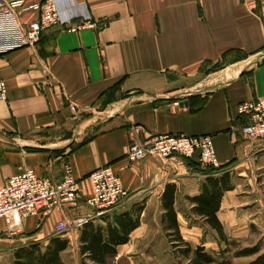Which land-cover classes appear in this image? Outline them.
I'll return each mask as SVG.
<instances>
[{
    "label": "crops",
    "instance_id": "crops-1",
    "mask_svg": "<svg viewBox=\"0 0 264 264\" xmlns=\"http://www.w3.org/2000/svg\"><path fill=\"white\" fill-rule=\"evenodd\" d=\"M57 6L66 25L46 29L34 47L0 54L7 85V100L0 99V188L22 168L60 183L69 163L84 200L76 212L55 209L25 218L12 235L43 244L67 238L62 258L74 246L79 250L82 225L96 218L85 203L89 175L103 167L121 179L130 204L146 206L140 227L118 247L117 257L135 251L145 237L150 205L157 204L163 216L168 184L177 187L181 233L186 214L176 208L180 193L191 208L186 198L200 194L205 177L179 157L130 163L137 129L140 141L166 134L212 136L219 164L233 176L250 178L243 184L233 177L234 189L223 196L217 217L224 230L239 239L260 221V190L247 172L264 158V141L242 137L238 106L264 97V0H58ZM38 15L28 11L19 19L28 25ZM61 221L70 230L56 234ZM3 231L7 226L0 220Z\"/></svg>",
    "mask_w": 264,
    "mask_h": 264
},
{
    "label": "built area",
    "instance_id": "built-area-1",
    "mask_svg": "<svg viewBox=\"0 0 264 264\" xmlns=\"http://www.w3.org/2000/svg\"><path fill=\"white\" fill-rule=\"evenodd\" d=\"M58 0H43L28 4L25 0L0 2V54L23 47L36 46L43 32L56 25H66L60 15ZM28 11L38 12V18L28 25L23 24L19 16ZM90 17L85 18L89 24ZM90 25V24H89ZM0 99L7 100V85L0 77ZM174 105H179L176 102ZM73 114L78 111L76 105H70ZM238 115L242 119L238 130L245 140L264 141V97L243 102L238 106ZM139 130L131 133V145L127 159L132 164L149 159L164 161L172 157L196 160L203 169H219L212 136L154 135L145 141L137 139ZM91 194L85 203L95 211V217H101L120 210L130 202V194L124 189L121 179L111 167H103L89 175ZM84 200L78 181L69 163L63 166L60 183L37 176L31 168H22L17 175L11 176L0 188V220H4L7 231L15 234L22 220L31 216L49 215L55 209L67 208L76 212ZM85 220L80 219L79 224ZM70 230L67 221L59 222L56 234H65Z\"/></svg>",
    "mask_w": 264,
    "mask_h": 264
},
{
    "label": "trees",
    "instance_id": "trees-1",
    "mask_svg": "<svg viewBox=\"0 0 264 264\" xmlns=\"http://www.w3.org/2000/svg\"><path fill=\"white\" fill-rule=\"evenodd\" d=\"M186 161L205 177L200 194L186 198L192 205V214L200 217L205 224L215 230L221 241L231 243L217 217L223 196L234 189L229 166L203 169L196 160L186 159ZM176 195V185L168 184L162 196L164 213L161 221L170 239H174L171 243L177 245L175 248L184 246L181 250L187 257L193 254L187 264H231L230 260L223 261V259L221 262L218 256L208 252L203 246L193 250L190 243L184 240L175 209ZM145 207V202L135 203L126 210H115L85 222L79 236L81 264H111V260L118 256V247L128 244L131 234L140 227ZM69 246V239L60 236L50 238L46 244L41 242L25 244L16 249L14 264H64L61 255ZM260 252V246H254L237 251L235 256L251 257L259 255ZM249 264H264V253Z\"/></svg>",
    "mask_w": 264,
    "mask_h": 264
},
{
    "label": "rangeland",
    "instance_id": "rangeland-1",
    "mask_svg": "<svg viewBox=\"0 0 264 264\" xmlns=\"http://www.w3.org/2000/svg\"><path fill=\"white\" fill-rule=\"evenodd\" d=\"M10 0H0V2ZM27 2V0H25ZM28 3V2H27ZM252 169L247 172L248 176L251 175L252 185L256 191L260 190V207L264 210V158H260L259 161H255L252 165ZM256 167V168H255ZM257 169V170H256ZM243 175L234 176L231 173L232 181L233 177H237V180L243 184L249 183V179L245 173ZM250 185V188L251 186ZM252 188V189H254ZM131 198V196H130ZM131 201V200H130ZM133 202V201H131ZM131 202L125 204L120 210H126L130 208ZM144 202V201H143ZM137 203H141L137 202ZM179 213H185L186 222L181 218V234L189 241L192 249L194 250L198 246H203L205 249L218 256L219 260H230L231 264H249L257 256L264 253V216H261L260 221H256L255 224H250L248 231L235 239L226 233L229 242L221 241L215 230L209 227L202 219H197L191 212L190 206L185 202V196L183 192L180 193L179 202L176 205ZM254 210V208H252ZM162 212L157 204L149 206V211L145 216V223L149 226L145 237L138 244L135 251L129 252L126 255L117 257L111 260V264H187L193 257V254H189L187 257L181 249L175 248L177 245L171 243L168 232L165 231L161 221ZM191 227H195L193 231H189ZM74 238V237H73ZM24 238L13 236L8 231L6 233H0V264H14L15 251L21 245H27L34 241L25 240ZM254 246H260L261 252L259 255L251 257H236L235 253L244 248H251ZM63 254V253H62ZM220 254V256H219ZM62 257V255H61ZM66 263L68 264H81L80 251L76 246L72 247L69 253L63 255ZM62 258V261H63ZM64 263V261H63ZM65 264V263H64Z\"/></svg>",
    "mask_w": 264,
    "mask_h": 264
},
{
    "label": "water",
    "instance_id": "water-1",
    "mask_svg": "<svg viewBox=\"0 0 264 264\" xmlns=\"http://www.w3.org/2000/svg\"><path fill=\"white\" fill-rule=\"evenodd\" d=\"M184 105H185V106H188V103H187V102H184Z\"/></svg>",
    "mask_w": 264,
    "mask_h": 264
}]
</instances>
